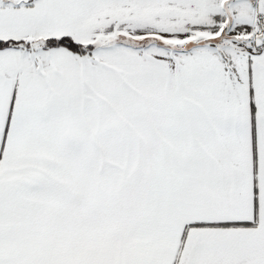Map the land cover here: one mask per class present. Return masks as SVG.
I'll use <instances>...</instances> for the list:
<instances>
[{
	"label": "snow or ice",
	"instance_id": "snow-or-ice-1",
	"mask_svg": "<svg viewBox=\"0 0 264 264\" xmlns=\"http://www.w3.org/2000/svg\"><path fill=\"white\" fill-rule=\"evenodd\" d=\"M0 264H264V0H0Z\"/></svg>",
	"mask_w": 264,
	"mask_h": 264
}]
</instances>
